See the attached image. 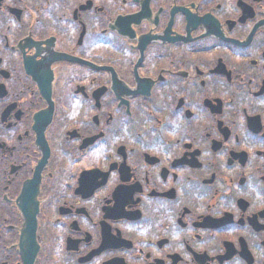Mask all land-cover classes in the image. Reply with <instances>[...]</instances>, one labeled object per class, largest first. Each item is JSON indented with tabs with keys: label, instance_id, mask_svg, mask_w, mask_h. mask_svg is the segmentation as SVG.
<instances>
[{
	"label": "flooded vegetation",
	"instance_id": "1",
	"mask_svg": "<svg viewBox=\"0 0 264 264\" xmlns=\"http://www.w3.org/2000/svg\"><path fill=\"white\" fill-rule=\"evenodd\" d=\"M0 264H264V0H0Z\"/></svg>",
	"mask_w": 264,
	"mask_h": 264
}]
</instances>
